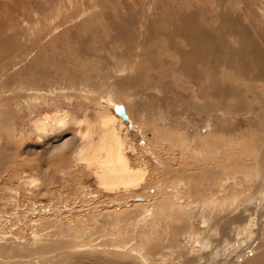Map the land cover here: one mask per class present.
<instances>
[{
    "label": "rangeland",
    "instance_id": "obj_1",
    "mask_svg": "<svg viewBox=\"0 0 264 264\" xmlns=\"http://www.w3.org/2000/svg\"><path fill=\"white\" fill-rule=\"evenodd\" d=\"M0 264H264V0H0Z\"/></svg>",
    "mask_w": 264,
    "mask_h": 264
},
{
    "label": "bare ground",
    "instance_id": "obj_2",
    "mask_svg": "<svg viewBox=\"0 0 264 264\" xmlns=\"http://www.w3.org/2000/svg\"><path fill=\"white\" fill-rule=\"evenodd\" d=\"M180 31H183V27L177 30V32ZM179 34L188 40L191 38L190 36L194 35L192 32L189 33V35L186 33L185 35L182 32ZM198 57H200L199 53H197V58ZM114 106L116 105H113V107ZM122 108L126 116V120L124 121H128L126 109L124 106ZM98 119L97 126L99 130L97 131V136L99 139L97 142L92 140V135L94 134L92 131L94 129H91L90 123L86 122L88 128L85 135L83 137L81 136L82 145L80 146L81 148L78 152V159L87 162L88 166L91 165L96 167V175L99 184L103 185L104 189H109L110 191L112 189H123L125 187H132L139 184V182L143 179V171H141V169L134 170L129 167L127 159L123 153L124 142L121 139V136H119V132L115 127L117 119L106 120L104 117H100ZM61 120L62 118L57 119L58 122ZM76 142L78 143V139L71 141V144L75 145Z\"/></svg>",
    "mask_w": 264,
    "mask_h": 264
},
{
    "label": "water",
    "instance_id": "obj_3",
    "mask_svg": "<svg viewBox=\"0 0 264 264\" xmlns=\"http://www.w3.org/2000/svg\"><path fill=\"white\" fill-rule=\"evenodd\" d=\"M113 112L115 113V115H117L123 121L126 120V116L124 114V111H123V108H122L121 105L114 106L113 107Z\"/></svg>",
    "mask_w": 264,
    "mask_h": 264
}]
</instances>
